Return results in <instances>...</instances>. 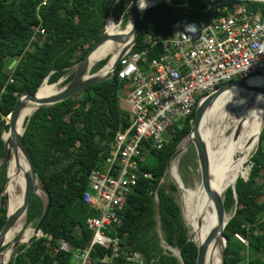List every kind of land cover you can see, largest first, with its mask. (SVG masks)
Masks as SVG:
<instances>
[{"label":"trees","instance_id":"trees-1","mask_svg":"<svg viewBox=\"0 0 264 264\" xmlns=\"http://www.w3.org/2000/svg\"><path fill=\"white\" fill-rule=\"evenodd\" d=\"M42 1L0 0V161L5 147L3 125L18 97L25 91L35 93L47 77L48 82L54 83L67 76L72 66L103 36L108 23L113 28L120 26L114 17L126 25L132 0H117L116 3L115 0H48L40 5ZM241 4L264 13V1L258 0L218 7L225 9ZM213 9L204 0H171V3L161 2L148 8L141 19L133 51H142L148 46V34L167 38L177 23L191 25ZM39 27L43 32L37 31ZM107 31L115 34L110 28ZM153 56L154 52H150V57ZM11 57L18 59L13 69L6 63ZM106 63L107 58L99 61L93 72ZM119 69L120 66L112 78L90 85L60 103L42 106L25 119L24 139L37 176L50 192L52 207L42 226L43 235L35 236L28 247L26 244L18 247L8 264H77L74 250L54 251L59 241L67 240L74 248L90 247L93 231L88 227V218L98 215V211L84 200L89 189V175L110 155V143L117 132L132 124L131 113L120 102V94L128 93L130 83L119 78ZM73 77L74 73L64 82ZM195 117L196 109L189 119L169 132L161 148L144 141L145 158L141 161V169L153 177L142 175L139 178L124 207L122 225L109 230L118 231L121 245L118 256L107 261L106 256L114 253L113 246L97 245L92 251L91 264H139L127 259V255L136 251L143 256V264H196L198 245L189 236L181 206L161 183L170 159L192 129ZM251 161L249 176H242L249 172L247 162L235 188L229 186L224 196L227 212L234 210L225 230L227 264H264V127ZM7 179L5 166L0 171V198ZM11 196L14 199L12 192ZM44 207L43 199L34 194L27 224L35 220L38 223ZM7 217L4 195L0 203V230ZM25 228L24 218L14 238ZM237 233L244 235L248 244L238 239ZM45 235H51L52 239ZM163 242L178 248L183 261L165 249ZM6 249L0 252V257Z\"/></svg>","mask_w":264,"mask_h":264},{"label":"built area","instance_id":"built-area-1","mask_svg":"<svg viewBox=\"0 0 264 264\" xmlns=\"http://www.w3.org/2000/svg\"><path fill=\"white\" fill-rule=\"evenodd\" d=\"M47 2L43 0L40 5ZM191 25H195V32L177 23L167 38L148 34L145 49L132 48L120 60L119 78L130 83L126 102L132 124L117 132L110 143V155L89 175L84 200L98 211V215L88 218V227L93 231L91 245L87 249L74 248L62 239L54 248L55 252L74 250L77 264H91L97 245L113 246L114 253L106 256L107 261L118 256V231L109 230L122 225L124 207L139 178L153 177L141 169L144 141L161 148L169 132L189 119L203 98L221 84L264 75L262 10H251L246 4L216 7ZM37 31H41L40 27ZM150 52H154L153 57ZM155 197L158 198L157 193ZM45 236L52 239L51 235ZM236 237L248 244L241 233ZM127 259L144 262L137 251L127 255Z\"/></svg>","mask_w":264,"mask_h":264},{"label":"bare ground","instance_id":"bare-ground-1","mask_svg":"<svg viewBox=\"0 0 264 264\" xmlns=\"http://www.w3.org/2000/svg\"><path fill=\"white\" fill-rule=\"evenodd\" d=\"M158 1L147 0V9ZM131 30L132 19L129 18L128 27L119 30L116 35H128ZM127 43L128 41L123 43L114 40L106 41L92 53L90 57L91 62L95 63L112 52L110 62L102 71L103 74L108 72L119 52ZM250 83L257 85L264 84V75L251 78ZM59 89L60 86L58 84L45 81L38 92V96L40 98H47L54 95ZM37 106L38 104H33V106L24 109L18 121L17 127L19 132L24 131L25 119L31 115ZM263 118L264 95L251 90L235 88L229 90L217 100L202 120L200 135L209 147L212 186L219 194L223 195L229 184L233 185L236 183L243 168L252 158V154L259 141ZM3 137L4 139H8L9 131L5 130ZM194 140V133H191L182 140L178 153L170 162L168 172L178 182L185 222L190 227V235L198 246H202L212 229L218 223L215 203L208 195L201 181L193 185H186L178 173L181 155ZM6 169L8 181L5 193L8 199V210L12 214L23 206L26 189L25 175L29 170L26 159L19 148H11V158L6 164ZM11 192L14 195V199L11 196ZM229 217L230 214L227 213L225 222L228 221ZM24 218L26 223L28 220L26 211L19 215L14 225L6 233L4 245L15 240L10 244L8 251L1 258V263H6L11 258L14 251L13 243L16 240L26 243L35 236V228L29 225L14 238ZM223 246L224 239L222 238L209 242L205 264H222Z\"/></svg>","mask_w":264,"mask_h":264},{"label":"water","instance_id":"water-1","mask_svg":"<svg viewBox=\"0 0 264 264\" xmlns=\"http://www.w3.org/2000/svg\"><path fill=\"white\" fill-rule=\"evenodd\" d=\"M204 1L207 3L209 8H216L221 4H231V3L246 1V0H204ZM258 1H264V0H258ZM161 2H163V0H161L160 2L158 1L156 4L161 3ZM138 3H139V0H132L129 6L130 7V17L129 18L132 19V30L128 35L109 34L106 29L103 36L92 46V48L89 50L86 56L82 60H80L77 64L72 66V68L75 69L74 77L70 81L65 83L64 85L60 86V89L58 92H56L54 95L49 96L47 98H40L38 96V92L41 86L44 84L45 81H48V77H47L35 93H32L30 91L23 92L18 97L11 114L7 116V120L3 125V131L7 130V125H9V130H8L9 137L8 139H4L2 135V138L5 143V147H4V156L2 157L0 161V171L6 166V164L11 158V148H19L22 151L26 159V162L29 166V170L26 172V175H25L26 189H25V194L23 198V206L22 208L13 212L12 214H10L8 210L7 221L4 227L2 228V230H0V249L4 246V243H5L4 238H5L6 233L14 225L19 215L25 211L27 212V215H28L30 202L34 194L39 195L43 199L44 204H45L44 212L35 227V236H40V234L42 235L43 233L42 226L45 220L47 219L50 209L52 207V198H51L49 190L44 185V183H42L43 184L42 189L44 191L45 196L37 192L38 187L36 185V180L39 178L36 173L35 163H34L32 154L30 152L28 144L26 143L24 139V131L26 129V126L24 127L23 132L18 131V127H17L18 121L24 109L30 106H33V104H38L36 109L31 113L32 115L38 108L42 106H52L54 104L60 103L70 97H73L74 95L81 92L82 90H84L90 85L98 84V83L104 82L112 78L114 74L116 73V70L119 66L121 58L129 50H131L137 42V37L139 34L140 25H141V19L144 17V12H145V11L142 12L139 10ZM108 40H114L119 43L128 41V43L119 52L115 62L113 63L111 69L108 72L103 74L102 71L106 67V65L110 62V60H108V62L102 68L93 72V68L97 63L96 62L92 63L90 57L92 53L98 47H100L102 44H104ZM6 63H7L8 68L13 69L18 63V59L15 57H11L6 60ZM61 81H62V78L52 84H60ZM235 88L251 90V91L259 92L264 95V84H261V85L251 84L250 79H240V80L230 81V82L221 84L213 92L207 94L203 98V100L198 104L196 108V117L194 120V124L192 126L191 131L188 134V135H190L191 133L195 134V140L192 143H194L195 145L198 158H199V165H200L201 176H202V184L204 188L206 189L208 195L213 199L215 203L217 217H218V223L210 232L209 236L206 239V242L202 246H198V256H197L196 264H205V258H206L207 247H208L209 242H211L212 240L220 239V238L224 239V246L222 248V264H227L226 247L228 244V237L225 234V230L232 216H230L228 221L225 222V217H226V214L228 213L225 208V197L222 194H219L212 186L211 160H210V155H209V147H208L207 142L201 138L200 126H201V122L203 118L207 115V112L213 107L217 99L224 92L231 90V89H235ZM31 115H29L28 117H31ZM263 127H264V118L262 122L261 132L263 130ZM261 132H260V135H261ZM259 139H260V136H259ZM178 149L179 148H177L174 155L170 159V162L178 153ZM170 162H169V165H170ZM169 165H168V168H169ZM235 184L236 183L232 185L234 188H235ZM4 195H5V190L1 194L0 203L2 202ZM158 228L161 234L160 220H158ZM33 238H31L29 242L25 243L27 247ZM19 244H21V242L16 240L13 243V247L16 248L18 247ZM172 251L174 255H176L181 261H183V257L180 251L177 253L174 248L172 249ZM0 264H7V263H0Z\"/></svg>","mask_w":264,"mask_h":264},{"label":"rangeland","instance_id":"rangeland-1","mask_svg":"<svg viewBox=\"0 0 264 264\" xmlns=\"http://www.w3.org/2000/svg\"><path fill=\"white\" fill-rule=\"evenodd\" d=\"M116 1H117V0H115V2H116ZM157 1H158V0H157ZM160 1H161V0H159V2H160ZM163 2H166V0H163ZM151 7H152V6H151ZM231 7H232V6H231ZM145 11H146V10H145ZM110 16H113V15H110ZM113 17H114V16H113ZM114 19H115V21H116L118 24H120V26H117L116 28H113V27L108 23L106 29H107V30H108L109 28L112 29V31L115 32L114 35H116L117 32H118L119 30H123V29H125V28L128 27V22L126 23V25H123L122 21H117L115 17H114ZM124 27H125V28H124ZM107 32H108V31H107ZM108 33H109V32H108ZM111 54H112V52L108 53V55H107L106 57H103V58L100 59L99 61L104 60V59L107 58V62H108V60H110V58H111ZM99 61H97L96 63H98ZM98 70H99V69H98ZM74 72H75V69L72 68V69L69 71V73L67 74V76H69L70 74H72V73H74ZM67 76L62 77V81H61V83L58 84L59 86H62V85L65 84L64 81H65V79L67 78ZM120 102H121L122 107H123L124 109L128 110L129 106H128L127 102H126V96H125L124 94H122V93L120 94ZM190 131H191V130H190ZM3 134H4V131H3ZM258 147H259V142H258V144H257V146H256V149L254 150L252 156L256 153ZM178 148H179V147H178ZM183 156H184V157H183ZM248 165L250 166V168H249V172H248L247 174H243L245 177H248V176H249V173H250V170H251V165H252V161H251V159H250V161L248 162ZM242 171H243V170H242ZM178 173H179L181 179L184 181V183H185L186 185H193V184H195V183L198 182V181H201V182H202L201 169H200V165H199V158H198V154H197V151H196V148H195L194 143H191V144L188 146L187 150L181 155L180 162H179V166H178ZM243 175H242V176H243ZM7 178H8V176H7ZM7 181H8V179H7ZM7 181H6V184H7ZM36 183H37V187H38L37 192H38L39 194L45 196L44 191H43V189H42V188H43V184H42V182H41L39 179H37V180H36ZM161 183L165 186V188L167 189V191H168L171 195L174 196V198L176 199V201H177V202L179 203V205L181 206L182 213H183V206H182V201H181V191H180V188H179L178 182H177V180H176V179H175V178H174V177L168 172V169H167L166 174H165L164 178L162 179ZM6 184H5V188H6ZM172 185H175L176 187L173 188ZM229 186H232V185L229 184V185L227 186V188H228ZM4 190H5V189H4ZM226 193H227V189H226V191L224 192L223 196H225ZM5 196H6L7 206H8V199H7V195H6V193H5ZM233 213H234V210L231 211V212L228 213V214H230V216H231ZM183 217H184V213H183ZM184 221H186V220H185V217H184ZM185 224H186V226H187V228H188L189 236L191 237V235H190V227L187 225L186 222H185ZM29 225H32V226L35 228L36 225H37L36 220L33 221V222H30V223L28 222V224H27V222L25 223V226H29ZM161 233H162V231H161ZM21 235H22V234H21ZM40 235H41V234H40ZM235 236H236V235H235ZM191 238H192V237H191ZM14 240H15V239H14ZM14 240H12L11 242H9L8 244H5V245L1 248L0 252L3 251L4 249H6L7 247L9 248L10 244H12V242H13ZM245 244H246V243H245ZM23 245H25V243H21V244H19L18 247L23 246ZM163 245H164L165 249H168V250H170L171 252H173V251H172L173 248H171V247H170L169 245H167L165 242H163ZM18 247L14 248V251L12 252L11 258H13V257L15 256V251L17 250ZM8 248H7V249L5 250V252L2 254V256L0 257V260H1V258L6 254V252L8 251ZM174 249H175V251L177 250V251H176L177 253L179 252V249H178V248H174ZM11 258L9 259V261L11 260ZM9 261H8V262H9ZM8 262L6 261L7 264H8ZM75 262L77 263L78 260L75 259ZM0 263H1V262H0Z\"/></svg>","mask_w":264,"mask_h":264},{"label":"clouds","instance_id":"clouds-1","mask_svg":"<svg viewBox=\"0 0 264 264\" xmlns=\"http://www.w3.org/2000/svg\"><path fill=\"white\" fill-rule=\"evenodd\" d=\"M138 7H139V10L140 11H144L147 9L148 7V3H147V0H139V4H138ZM186 30H192L193 32H195L196 30V27L195 25H188L186 26Z\"/></svg>","mask_w":264,"mask_h":264},{"label":"crops","instance_id":"crops-1","mask_svg":"<svg viewBox=\"0 0 264 264\" xmlns=\"http://www.w3.org/2000/svg\"><path fill=\"white\" fill-rule=\"evenodd\" d=\"M126 96V95H125Z\"/></svg>","mask_w":264,"mask_h":264}]
</instances>
